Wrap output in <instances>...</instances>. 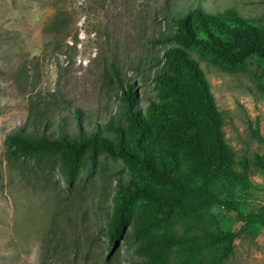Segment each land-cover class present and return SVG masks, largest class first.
Wrapping results in <instances>:
<instances>
[{
  "label": "rangeland",
  "instance_id": "374dc122",
  "mask_svg": "<svg viewBox=\"0 0 264 264\" xmlns=\"http://www.w3.org/2000/svg\"><path fill=\"white\" fill-rule=\"evenodd\" d=\"M201 6L237 10L264 27V0H0V264H137L142 258L130 225L112 250L102 233L117 184L131 169L119 156L90 148L69 184L58 155L10 151L15 131L57 137L83 122H101L131 83L154 95L151 59L163 54L157 39L172 26L165 15ZM195 58L206 72L225 119L237 160L251 163L250 184L228 199L245 214L264 207V94L252 72L228 70ZM142 76L147 77L142 83ZM235 234L223 264H264V227H247L222 205L211 209Z\"/></svg>",
  "mask_w": 264,
  "mask_h": 264
},
{
  "label": "trees",
  "instance_id": "16d2710c",
  "mask_svg": "<svg viewBox=\"0 0 264 264\" xmlns=\"http://www.w3.org/2000/svg\"><path fill=\"white\" fill-rule=\"evenodd\" d=\"M165 18L172 26L156 41L163 54L149 64L154 95L131 83L104 121L83 122L77 112L75 132L62 125L57 137L15 131L6 144L22 156L58 155L69 184L90 148L119 156L131 173L118 181L102 230L109 247L116 249L132 225L142 256L137 264H223L235 234L219 226L212 207L235 211L247 227H264V207L245 214L228 199L236 187L249 186L251 163L238 162L227 142L224 115L194 53L224 69H250L264 94V27L235 9L214 13L199 5ZM252 164L264 171V154Z\"/></svg>",
  "mask_w": 264,
  "mask_h": 264
}]
</instances>
